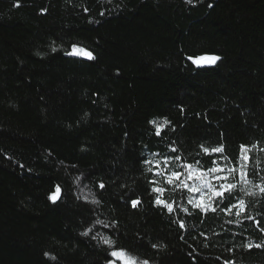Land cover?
<instances>
[{
    "label": "trees",
    "instance_id": "16d2710c",
    "mask_svg": "<svg viewBox=\"0 0 264 264\" xmlns=\"http://www.w3.org/2000/svg\"><path fill=\"white\" fill-rule=\"evenodd\" d=\"M73 44L94 59L67 55ZM241 144L255 145L250 184ZM201 145L237 167L240 217L167 185L175 210L154 205L162 178L143 161L211 167ZM262 177L264 0H0V264H108L104 235L149 264H264V248L243 247L264 241L246 218L264 227Z\"/></svg>",
    "mask_w": 264,
    "mask_h": 264
},
{
    "label": "snow or ice",
    "instance_id": "6c2138e0",
    "mask_svg": "<svg viewBox=\"0 0 264 264\" xmlns=\"http://www.w3.org/2000/svg\"><path fill=\"white\" fill-rule=\"evenodd\" d=\"M191 2L192 0H189V3ZM52 51L55 52L56 48L54 47ZM66 54L84 56L88 59H94L93 53L91 51H88L85 48L79 47L75 44L72 45L71 51ZM190 59H193V63H199L205 59H208L209 62H215L219 59V57H190ZM151 123L156 126V135L159 136L169 122L165 119L163 124H156L155 121ZM200 147L201 151L205 155H219V159L211 160V167L205 168L199 160L195 161L194 163H187L179 155L163 156L160 159H155V157L160 156L159 153H154L152 159H145L143 161L145 165H150V167L147 168L148 172L152 173L154 177L162 178L152 179L149 181V183L153 185L151 192L155 194L154 205L167 209L169 213H172L175 210V202H169L167 199L163 198V194L168 191V188L162 185H167L173 187L174 189L189 193L190 195L188 196L187 203L194 209L199 210L204 214L209 212L215 213L218 208L221 211L230 214L232 213L233 209H236L235 215L240 217L247 210L246 202L243 199H238L235 203L231 202L234 199L233 193L237 188V183L230 182V176H234V174L237 173V167L233 166L229 168L225 164L221 163L222 160L227 159V157L223 155L225 151L223 145L214 147H205L204 145H201ZM252 147H255V145H240L241 155L237 163L239 164V176L243 184L251 183V180L249 179V173L247 171V164L251 159L248 153L251 151ZM170 151L175 153L177 149L170 148ZM225 172L228 174L221 175V173ZM262 179H264V177H262ZM213 181H215V183ZM100 187L103 188L104 185L101 184ZM257 187H259L261 193H264V185H257ZM60 191L61 190L59 186H57L55 192L51 194L50 199L53 200V202H55L57 199ZM225 200L228 201L227 204H225ZM138 203V200L131 201L133 207L137 206ZM221 205H224V207H221ZM183 211L187 213L188 209L183 208ZM246 218L253 220L257 228L264 232V227L260 226V220L252 216H248ZM229 222L231 223V221ZM97 223L102 222L97 221ZM104 227L107 228L108 225L105 224ZM180 227H185L183 221H180ZM91 231L92 229H89L83 232L82 235L87 236ZM97 235L100 234L97 233ZM92 238L96 239L97 236H93ZM100 238L103 244L109 246V248L112 249L109 252V256L112 259L108 261V264H117V261L119 264H149L147 260L140 261L138 257L134 256L123 247L116 248L115 242L107 235L101 236ZM153 247H156V245H153ZM243 247H245L247 250H251L253 247L262 249L264 248V241L254 243L251 239H249L248 242L243 245ZM45 255L47 256L49 254L45 253ZM225 264H231V262L226 261Z\"/></svg>",
    "mask_w": 264,
    "mask_h": 264
},
{
    "label": "water",
    "instance_id": "95a60500",
    "mask_svg": "<svg viewBox=\"0 0 264 264\" xmlns=\"http://www.w3.org/2000/svg\"><path fill=\"white\" fill-rule=\"evenodd\" d=\"M211 62L208 61V59H205L203 61H200L199 63H196L198 66H206L209 65Z\"/></svg>",
    "mask_w": 264,
    "mask_h": 264
},
{
    "label": "rangeland",
    "instance_id": "374dc122",
    "mask_svg": "<svg viewBox=\"0 0 264 264\" xmlns=\"http://www.w3.org/2000/svg\"><path fill=\"white\" fill-rule=\"evenodd\" d=\"M198 195V194H197ZM117 264H119V262L117 261Z\"/></svg>",
    "mask_w": 264,
    "mask_h": 264
}]
</instances>
